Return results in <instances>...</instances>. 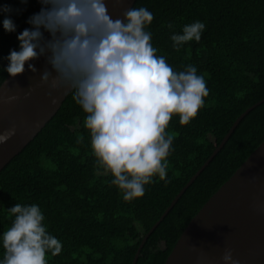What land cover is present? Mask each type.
Wrapping results in <instances>:
<instances>
[{"label": "trees", "instance_id": "1", "mask_svg": "<svg viewBox=\"0 0 264 264\" xmlns=\"http://www.w3.org/2000/svg\"><path fill=\"white\" fill-rule=\"evenodd\" d=\"M12 9L0 14V84L17 36L38 13L36 0H0ZM154 19L148 27L157 55L179 72L188 65L204 75L209 95L197 116L185 126L174 116L167 128L177 133L167 158L164 180L155 177L141 198L126 202L91 154L85 113L69 92L40 131L0 170V261L3 233L14 217L7 209L36 204L49 234L62 244L60 254H46L47 264H131L149 229L174 197L200 169L235 119L264 99V0H135ZM9 17L16 31L3 30ZM200 21L199 42L179 51L171 35ZM169 24L173 27L170 29ZM84 137L77 142V136ZM264 140V102L239 121L221 149L179 196L147 236L135 264H163L188 221Z\"/></svg>", "mask_w": 264, "mask_h": 264}, {"label": "clouds", "instance_id": "2", "mask_svg": "<svg viewBox=\"0 0 264 264\" xmlns=\"http://www.w3.org/2000/svg\"><path fill=\"white\" fill-rule=\"evenodd\" d=\"M36 2L40 10L29 17L31 27L17 36L19 50L10 51L4 71L15 78L27 64L35 74L37 69L29 62L46 56L52 71L46 69L40 82L52 103L71 92L72 100L86 114L83 124L97 168L112 176V184L126 202L143 197L146 185L167 175V158L177 136L166 131L172 118L178 116L181 126L188 125L204 106L209 95L204 75H198L193 65L177 72L164 56L157 55L147 30L154 16L145 7L125 9L122 18L113 19L108 3L119 5L123 0ZM11 12L0 5V14ZM2 26L7 33L16 31L9 17L2 20ZM204 29L200 21L185 25L182 33L171 35L173 48L179 51L191 41L199 42ZM32 91L29 88L24 98ZM19 99L11 95L6 102ZM15 134L14 126L0 131V144ZM83 139L77 136L78 143ZM7 211L15 219L3 233L0 264H47V253L60 254L62 244L48 233L38 205L17 203ZM222 260L239 264L230 249Z\"/></svg>", "mask_w": 264, "mask_h": 264}, {"label": "water", "instance_id": "3", "mask_svg": "<svg viewBox=\"0 0 264 264\" xmlns=\"http://www.w3.org/2000/svg\"><path fill=\"white\" fill-rule=\"evenodd\" d=\"M134 1L123 0L119 5L109 2L110 15L113 19L122 18V12L131 8ZM44 36L45 39L50 38L46 32ZM29 63L37 69L35 74L28 70L26 64L22 75L15 78L8 75L0 84V131L13 126L16 128V134L0 144V170L40 131L69 93L63 95L59 103L53 104L47 95V87L40 82V76L46 69L52 71L46 56ZM29 88L33 91L25 99ZM11 95L20 99L7 103V97ZM263 102L264 99L260 100L235 119L219 145L143 236L131 264H135L147 236L221 149L239 121ZM226 249L232 251L233 259L239 264H264V140L188 221L163 264H224L222 257Z\"/></svg>", "mask_w": 264, "mask_h": 264}]
</instances>
